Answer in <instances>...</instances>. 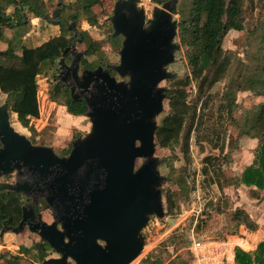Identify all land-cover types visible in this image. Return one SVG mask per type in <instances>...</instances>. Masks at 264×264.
Masks as SVG:
<instances>
[{
	"label": "water",
	"instance_id": "water-1",
	"mask_svg": "<svg viewBox=\"0 0 264 264\" xmlns=\"http://www.w3.org/2000/svg\"><path fill=\"white\" fill-rule=\"evenodd\" d=\"M140 1L114 4L108 37L122 38L115 64L81 70L87 51L77 50L76 21L69 24L74 35L58 60L57 78L72 98L85 100L91 128L72 140L67 155L33 143L13 126L11 103L0 104V189L27 199L20 223L5 225L0 237L28 228L58 253L33 264H130L144 251L150 219L166 216L156 130L168 96L161 83L176 76L168 67L180 48L179 0L155 5L151 17ZM6 175L14 181L2 180ZM42 198L52 222L35 211Z\"/></svg>",
	"mask_w": 264,
	"mask_h": 264
},
{
	"label": "trees",
	"instance_id": "trees-1",
	"mask_svg": "<svg viewBox=\"0 0 264 264\" xmlns=\"http://www.w3.org/2000/svg\"><path fill=\"white\" fill-rule=\"evenodd\" d=\"M101 1L70 0L65 3L62 19L58 21L60 25L58 35L36 46H28L15 36L8 39L6 50L0 49V91L7 96L12 113L17 115V120L24 127L36 132L30 123L33 118H39L41 112L38 76L48 74L53 69L55 71L63 50L71 43L73 31L66 26L65 21L84 19L90 25L101 27L98 13L95 11V7L101 4ZM152 1L161 5L166 0ZM244 1L179 0L176 14L181 16L177 36L180 48L177 51H181L182 46H185L187 71L182 77L176 75L169 79L171 85L167 87L166 99L168 108L156 130V143L171 151L170 156L161 163L168 169L164 183L168 184L170 190L162 188V192L166 195L167 213H173L181 201H187L189 198L191 192L188 182V165L191 162L190 139L198 121L200 102L204 97L209 98L211 88L227 80L222 94V106L229 118H234L233 113L239 105L237 102L239 91L252 90L264 95V18L258 22L253 31L254 33L261 31V33L257 37V49L252 58V64L241 61L239 56L223 47V41L230 31L240 32L247 29ZM47 3L46 0H0V38L4 37L1 30L3 26L13 29L25 26L29 22L26 18L27 12L36 17L49 16ZM11 7H14L12 13L8 12ZM108 24L112 32L109 19ZM80 33L81 41L87 43L85 48L87 54L82 59L83 66L92 69L105 65L108 59L104 55L102 42L92 38L87 31ZM120 39L122 42L121 37L110 38V41ZM89 56H96L100 60H89ZM67 57L70 58L69 54ZM235 63L239 68L236 66L231 72ZM112 73L115 74L113 71ZM53 74L55 82L50 89V99L65 105L72 115H84L87 111L85 100L72 98L69 89L58 80L56 73L53 72ZM191 84L196 85L195 96H191L192 92L188 89ZM232 121L237 123L235 119ZM238 127L239 136L248 135L259 141L252 164L246 166L243 172L236 173L222 170L219 160L214 156H206L204 160L222 173L224 183L220 180L221 188L246 186L249 188L250 197L261 199L264 193V102L249 111L243 126L238 125ZM177 146L182 150L185 163L181 167H177L174 163L178 157ZM70 149L71 144L63 150L64 155H67ZM208 169V166H204L203 171L207 174ZM175 186L180 189L179 195L173 190ZM259 191L262 192L259 193ZM26 201V197L21 193L0 189V232L5 225L14 227L20 223L22 208ZM48 208L47 202L42 198L40 204L35 207V211L38 213ZM230 220L234 223L230 233L232 235L237 234L241 225L251 231L256 230L258 226L250 214L241 207H236L230 212ZM177 236L173 235L163 241L159 248L160 252L154 249L143 261L147 264H164L161 253L164 251L170 255L172 253L169 247L175 250L180 248L175 241ZM180 239L182 244L187 241L184 234H181ZM20 250L23 255L1 253L0 259H4L6 264H23V259L41 263L55 252L47 242L42 240L35 241L31 247L22 246ZM190 255L193 258L191 251ZM235 264H264V240L258 244L254 253L236 246Z\"/></svg>",
	"mask_w": 264,
	"mask_h": 264
},
{
	"label": "rangeland",
	"instance_id": "rangeland-1",
	"mask_svg": "<svg viewBox=\"0 0 264 264\" xmlns=\"http://www.w3.org/2000/svg\"><path fill=\"white\" fill-rule=\"evenodd\" d=\"M46 1H48V11H51L49 19L52 20L45 18V21H42L41 17L35 19L36 17H34V14L27 12L26 18L29 22H27L25 26H20L16 29L3 26L1 30L4 36H6V38L17 36L26 45L35 46L59 34L60 25H58V21L56 20L62 19L61 16L64 8L61 9L59 0ZM69 1L70 0H63L64 3H68ZM115 2L116 0H102L101 4L95 7V11L98 13L100 23L102 24L101 27L98 25H90L84 19L76 21V25L74 26V29H77L79 32L87 31L92 38L101 41L104 55L108 59L107 62L112 64L119 62L120 57L118 51L121 48V39L112 42L108 37V34L111 33L108 28V19L113 13ZM140 5L145 7L147 16L151 17L153 7L158 4L154 3L152 0H141ZM244 6L247 29L240 32L234 30L230 31L223 41V47L225 50H230L234 55L239 56L241 61L252 64V58L257 49V37L261 33V31L255 33L253 31L258 22L264 18V0H245ZM56 9H61V12L57 18H54L53 12ZM13 11L14 7L8 10L10 13ZM176 18L180 21V14H176ZM70 22H72V20H68V22L65 21L67 27H69ZM2 38L5 39V37ZM3 39L0 38V49L7 48L8 42ZM81 39L82 36L78 35L79 41L76 40V47L77 50L83 51L87 43H83ZM175 41L179 43L177 37ZM181 49V51L175 53L176 59L174 63L170 64L168 67L170 71L176 73L177 77L184 76L187 71L186 48L182 46ZM88 58L94 61L100 60L99 58L97 59L96 56H89ZM237 63L233 64L231 72L235 70L236 66L239 68ZM57 69L58 68H56L55 71L53 69L48 74H41L38 76V97L41 112L39 119H32L30 123L31 126L35 128L36 132L31 128L24 127L17 120L16 114L11 116V122L18 131L26 134L32 141H35V144L51 145L54 141H59L60 143H57L58 145L55 151L59 155H64L65 152H63V150L67 148L78 135L88 132L91 128V124L87 122V118L84 115L79 118H72L67 112L65 105L50 99V89L55 82L53 72L58 74ZM161 85L168 87L171 85V82L165 80ZM226 85L227 80L215 84L210 90L211 94L209 98L204 97L199 105L198 121L190 139L191 162L188 165V182L191 187V192L189 198L187 201H181L173 213H167L166 195L163 193V204L166 216L164 218L152 217L150 219L147 227L148 236L144 251L130 264H147L143 259H145L150 252L154 251V249H158L159 253L162 242L173 235H178L175 241L180 248L175 250L173 247H169L172 253L170 255L163 251L161 255L165 261L164 264H184L183 261L187 264H194V256L193 258L191 257V249L189 248L190 241L193 240V238L203 241L228 242L230 240L233 245L236 244L238 241L232 239V234H230L234 225L230 220V212L236 207L249 210L248 212L253 216L251 217L255 221H259L258 225L264 229V193L261 199H258L249 196L250 191L246 186H240L238 188L234 186H224L221 188L220 180H223L222 173H219L220 170L214 165L210 163L207 164L204 160L206 156H214L219 160L222 170L241 173L246 166L252 164L255 159L259 141L257 138H251L248 135L239 136L238 125H240V127L243 126L249 111L264 102V95L252 90L239 91L237 93V102L239 105L233 113L234 118H229L222 106V94ZM188 89L192 92L191 96H195L196 85L191 84ZM5 101H7V96L0 91V104ZM165 107L166 109L164 112L158 117V122H160L165 115V111L168 108L167 101H165ZM232 119H235L237 123L232 121ZM67 120L72 124L71 126L67 125ZM36 125H38L39 131L36 129ZM59 144L65 147L62 148L63 146ZM176 153L178 157L174 161L175 165L177 167L184 166L183 153L179 146L176 147ZM156 154L165 160V158L170 156L171 151L157 144ZM142 162L143 159H140L138 165ZM204 166H208L209 168L207 174L203 171ZM159 168L163 175L168 173L167 167L160 165ZM14 178V175H12L3 177L2 180L13 182ZM222 183H224V180ZM162 188L170 190L168 189L167 183H164ZM173 190L179 195L180 189L177 186H175ZM261 192L262 191H259V193ZM42 214L44 220L47 222L53 221L50 208L42 210ZM27 230L28 228H25L17 235L9 231L5 239H3V244L6 246H19L21 243L20 238L24 236V238H26L28 233ZM239 230L237 234L234 235L240 234ZM30 234L32 239H40L39 235ZM181 234H184V238L187 239L185 244H182V240L180 239ZM262 236L264 237V234ZM250 239V243L256 241V238ZM236 246L239 245L236 244ZM242 246L250 248L246 242L242 244ZM242 246L240 247L242 248ZM11 249L14 251L18 250V248L15 247H11ZM250 250L249 252L254 253L252 249ZM52 256L56 257L58 253L54 252L49 257ZM220 264H229L228 259H225L223 263Z\"/></svg>",
	"mask_w": 264,
	"mask_h": 264
},
{
	"label": "crops",
	"instance_id": "crops-1",
	"mask_svg": "<svg viewBox=\"0 0 264 264\" xmlns=\"http://www.w3.org/2000/svg\"><path fill=\"white\" fill-rule=\"evenodd\" d=\"M49 12V11H48ZM51 12V11H50ZM49 12V16H50V13ZM32 14V13H31ZM34 17H36L35 15H34ZM42 18V17H41ZM35 19H38V17H36ZM43 21V20H42ZM58 35V34H57ZM3 36H4V34H3ZM5 37V39H3V38H1V39H3L4 41H8V39H10V38H6V36H4ZM53 37V36H52ZM48 40V39H47ZM47 40H45V41H47ZM6 41V42H7ZM44 41V42H45ZM43 43V42H42ZM41 44V43H40ZM40 44H37V45H40ZM36 46V45H35ZM7 48H8V43H7ZM7 48H1V50H6ZM40 102V101H39ZM68 112V111H67ZM69 113V112H68ZM69 115L72 117V118H79L80 116H75V115H72V114H70L69 113ZM34 119V118H33ZM39 119V118H38ZM68 120H69V118H68ZM68 120H67V125L69 126H71L72 124L70 123V122H68ZM74 120V119H73ZM70 121V120H69ZM74 125V124H73ZM67 127V126H66ZM65 137V136H64ZM57 143H60L59 141H54L53 143H51V145L54 147V148H56L57 147ZM60 146H63L62 148H64L65 146L64 145H61V144H59ZM244 209V208H243ZM247 212L249 211V210H246ZM249 213V212H248ZM250 214V216H252V214L251 213H249ZM253 217V216H252ZM256 223L257 224H259V221H256ZM10 231V230H9ZM9 231H7V232H5L1 237H0V254L1 253H7V252H9V254H20V255H23V252H21V250H20V248L22 247V246H27V247H31L32 245H33V243L35 242V241H37V240H41V238L39 239V238H34V239H32L30 236H31V234L30 233H33V234H36V233H34V232H31L29 229L27 230V235H26V238H20L21 240H20V245L19 246H15V245H10V246H6L5 244H3V239H5V237H6V234L9 232ZM240 234H238V235H232V239H239V240H242V241H244V243L246 242L247 243V245H248V247H250V248H245L244 246H242V244L240 245L239 243H236V244H238L239 246H242V248L243 249H245L246 251H251L250 249H252L253 251H255L256 250V248H257V246H258V244L261 242V241H263L264 240V237L262 236L263 234H264V229L263 228H261V226H257V229L256 230H254V231H251V230H249L246 226H244V225H241L240 226ZM11 232H13V231H11ZM22 232V231H21ZM13 233H15V232H13ZM16 235L17 234H20V232L19 233H15ZM23 235H25V234H23ZM38 235V234H37ZM243 235V236H242ZM246 237H245V236ZM250 238H256V241H254V243H250L249 242V240H251ZM230 244H231V247H232V250H231V252H229V255H228V263L229 264H235V247H236V244H234L233 245V243L229 240L228 241ZM11 247H15V248H18V250L17 251H14V250H12L11 249ZM54 252H52L51 253V255L53 254ZM50 255V256H51ZM33 261H31V260H26V259H23L22 260V263L23 264H33L32 263ZM35 263H38V262H35ZM0 264H6V261L4 260V259H0Z\"/></svg>",
	"mask_w": 264,
	"mask_h": 264
},
{
	"label": "built area",
	"instance_id": "built-area-1",
	"mask_svg": "<svg viewBox=\"0 0 264 264\" xmlns=\"http://www.w3.org/2000/svg\"><path fill=\"white\" fill-rule=\"evenodd\" d=\"M38 120V118H34ZM38 125L36 129L39 131ZM189 248L194 256V264H220L228 259L232 247L227 241H203L194 239L190 241ZM231 248V250H230Z\"/></svg>",
	"mask_w": 264,
	"mask_h": 264
},
{
	"label": "flooded vegetation",
	"instance_id": "flooded-vegetation-1",
	"mask_svg": "<svg viewBox=\"0 0 264 264\" xmlns=\"http://www.w3.org/2000/svg\"><path fill=\"white\" fill-rule=\"evenodd\" d=\"M49 18H50V16H47V19H49ZM49 20H52V19H49ZM59 20H60V19H58V20H56V21H59ZM75 31H78V30L75 29ZM73 35H74V32H73ZM78 35H81V33H80L79 31H78ZM78 35H77L76 38L73 39L74 42H76V40L79 41V40H78ZM80 51H82V50H80ZM83 51H84V50H83ZM84 56H85V55H84ZM83 58H84V57H83ZM66 59H67V62L70 63V60H71V59L68 58V57H66ZM81 63H82V62H81ZM84 68H85V67L83 66V64H81V70L84 69ZM57 73H59V67H58ZM56 75H58V74H56ZM68 79H69V80H72V77L70 76V77H68ZM64 84H65V83H64ZM65 86H66V85H65ZM66 87H67V86H66ZM67 88H68V87H67ZM68 89H69V88H68ZM69 91H70V89H69ZM70 94H71V93H70ZM79 99H80V98H79Z\"/></svg>",
	"mask_w": 264,
	"mask_h": 264
},
{
	"label": "bare ground",
	"instance_id": "bare-ground-1",
	"mask_svg": "<svg viewBox=\"0 0 264 264\" xmlns=\"http://www.w3.org/2000/svg\"><path fill=\"white\" fill-rule=\"evenodd\" d=\"M140 161V160H138ZM236 241H238L237 243H240V244H244V242L242 240H239V239H235Z\"/></svg>",
	"mask_w": 264,
	"mask_h": 264
}]
</instances>
